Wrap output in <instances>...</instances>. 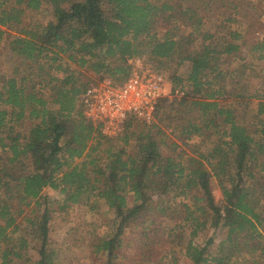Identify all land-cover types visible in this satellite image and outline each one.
I'll list each match as a JSON object with an SVG mask.
<instances>
[{"label": "trees", "instance_id": "1", "mask_svg": "<svg viewBox=\"0 0 264 264\" xmlns=\"http://www.w3.org/2000/svg\"><path fill=\"white\" fill-rule=\"evenodd\" d=\"M4 55L0 264L55 261L52 191L64 213L112 215L105 264H264V0H0ZM136 57L184 94L103 134L84 89Z\"/></svg>", "mask_w": 264, "mask_h": 264}, {"label": "built area", "instance_id": "2", "mask_svg": "<svg viewBox=\"0 0 264 264\" xmlns=\"http://www.w3.org/2000/svg\"><path fill=\"white\" fill-rule=\"evenodd\" d=\"M165 84V76L157 66L136 57L130 62V73L122 83L114 85L110 79H104L84 89L83 115L106 135L120 132L131 118L150 122L157 101L164 96ZM183 94L176 88L168 96L179 99Z\"/></svg>", "mask_w": 264, "mask_h": 264}, {"label": "rangeland", "instance_id": "3", "mask_svg": "<svg viewBox=\"0 0 264 264\" xmlns=\"http://www.w3.org/2000/svg\"><path fill=\"white\" fill-rule=\"evenodd\" d=\"M48 11H43L42 18L48 19ZM9 59L6 56L0 57V71H9L11 68ZM264 69V61L262 63ZM262 70H256L251 74H248L244 79L245 85L250 90L257 88L261 85ZM171 91V86L167 80L165 84L164 96L169 99H173V96H168ZM251 106H254L252 104ZM52 197V212L50 220V247L56 250L57 256L52 264H105L106 259L99 257L93 253L94 249L92 244L96 243L99 234H102L108 228H111L112 215L105 211V208L100 212L91 214L86 212L85 215L77 213H64L57 208V201L61 198L60 195L50 192ZM217 199L220 198V192L216 189L214 191ZM83 219V221H82ZM85 224V225H84ZM95 233L92 235V233ZM205 233L200 234L198 240L203 242L206 238ZM220 232L217 234V239L220 236ZM216 239V240H217ZM178 249V248H177ZM178 249L177 251H179ZM27 253L32 260L38 258L37 252L29 248ZM178 260L175 264H193L189 259L182 257L176 252ZM15 264H31L29 262L16 261ZM113 264H136L132 261L115 260Z\"/></svg>", "mask_w": 264, "mask_h": 264}]
</instances>
